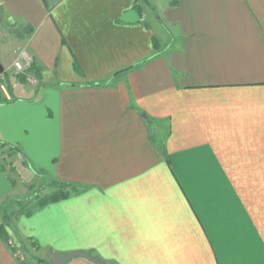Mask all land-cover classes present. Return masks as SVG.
<instances>
[{
  "label": "crops",
  "instance_id": "1",
  "mask_svg": "<svg viewBox=\"0 0 264 264\" xmlns=\"http://www.w3.org/2000/svg\"><path fill=\"white\" fill-rule=\"evenodd\" d=\"M1 48L0 264H264V0H0Z\"/></svg>",
  "mask_w": 264,
  "mask_h": 264
},
{
  "label": "rangeland",
  "instance_id": "2",
  "mask_svg": "<svg viewBox=\"0 0 264 264\" xmlns=\"http://www.w3.org/2000/svg\"><path fill=\"white\" fill-rule=\"evenodd\" d=\"M3 48H1V53L2 56L0 58V61L3 63H8V53L9 51H11V49L8 51H4L2 50ZM49 179V178H48ZM32 188V187H31ZM33 190H32V197L27 198L26 200H19V202H17V200H8V202L4 203L5 208H7V211H10V214L14 215L17 213H21L23 211H26L28 209H30V207L36 205V203H40L42 201L48 200L52 195L54 194H59L62 193L64 191H68L69 187H65L64 185H62L61 181H56V180H45V181H41L39 183H37V185L33 186Z\"/></svg>",
  "mask_w": 264,
  "mask_h": 264
},
{
  "label": "built area",
  "instance_id": "3",
  "mask_svg": "<svg viewBox=\"0 0 264 264\" xmlns=\"http://www.w3.org/2000/svg\"><path fill=\"white\" fill-rule=\"evenodd\" d=\"M33 59L32 56L28 53L26 49H21L18 55V58L14 60V68L15 73L17 75L24 74L26 76V80L30 85H36L38 83L37 78L28 73V70L32 68ZM4 147L0 145V158L3 157ZM2 222H0V225ZM8 246L11 248H15L16 244L13 240L7 241Z\"/></svg>",
  "mask_w": 264,
  "mask_h": 264
},
{
  "label": "water",
  "instance_id": "4",
  "mask_svg": "<svg viewBox=\"0 0 264 264\" xmlns=\"http://www.w3.org/2000/svg\"><path fill=\"white\" fill-rule=\"evenodd\" d=\"M1 70L3 69L0 64ZM76 258H85L94 264H107L104 260L101 258L93 255L90 252L86 251H70V252H54L50 251L48 253V259L52 264H65L68 261Z\"/></svg>",
  "mask_w": 264,
  "mask_h": 264
},
{
  "label": "trees",
  "instance_id": "5",
  "mask_svg": "<svg viewBox=\"0 0 264 264\" xmlns=\"http://www.w3.org/2000/svg\"><path fill=\"white\" fill-rule=\"evenodd\" d=\"M144 1H147V0H144ZM62 185H64L66 188L67 187H71L72 190L75 188V186H72L71 184L69 183H66V182H62ZM70 188V189H71ZM70 192L69 191H64L62 193H59V194H54L52 195L48 200H45V201H42L41 203H47L49 201H53V200H57V199H60V198H63V197H66ZM3 225L1 224L0 225V233L3 232Z\"/></svg>",
  "mask_w": 264,
  "mask_h": 264
}]
</instances>
